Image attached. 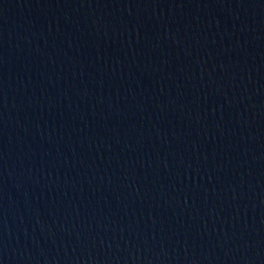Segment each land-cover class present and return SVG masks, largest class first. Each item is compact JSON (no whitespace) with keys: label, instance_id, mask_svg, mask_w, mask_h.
I'll return each mask as SVG.
<instances>
[{"label":"water","instance_id":"95a60500","mask_svg":"<svg viewBox=\"0 0 264 264\" xmlns=\"http://www.w3.org/2000/svg\"><path fill=\"white\" fill-rule=\"evenodd\" d=\"M0 264H264V0H0Z\"/></svg>","mask_w":264,"mask_h":264}]
</instances>
